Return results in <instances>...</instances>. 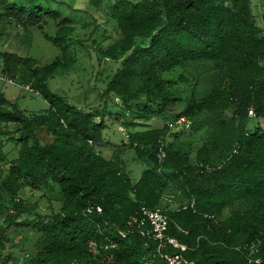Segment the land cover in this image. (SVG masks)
<instances>
[{"label": "trees", "instance_id": "16d2710c", "mask_svg": "<svg viewBox=\"0 0 264 264\" xmlns=\"http://www.w3.org/2000/svg\"><path fill=\"white\" fill-rule=\"evenodd\" d=\"M108 2L117 37L96 48L99 59L119 62L100 93L107 121L99 107L81 108L49 87L78 58L76 15L55 0H0V21L38 25L60 50L45 64L9 50L2 57L3 77L49 106L28 112L0 90V151L3 138L17 151L9 160L0 155V264H143L155 242L148 246L127 223L142 205L167 211L168 233L188 244L193 264H264V33L252 0ZM159 116L167 120L150 127ZM181 116L185 122H176ZM116 119L125 127L123 148L152 164L135 182L119 154L97 149ZM26 187L52 193L49 211L26 202ZM172 191L184 199L165 208ZM192 199L195 207L184 208ZM90 204L103 211L86 213ZM20 225L40 233L25 259L7 249ZM112 241L117 246L105 249Z\"/></svg>", "mask_w": 264, "mask_h": 264}, {"label": "rangeland", "instance_id": "374dc122", "mask_svg": "<svg viewBox=\"0 0 264 264\" xmlns=\"http://www.w3.org/2000/svg\"><path fill=\"white\" fill-rule=\"evenodd\" d=\"M55 1L64 3L61 4L60 8L65 14L76 15L72 20L75 27L73 46L76 48L78 58L71 68L58 71L49 80L50 90L81 108L99 107L108 121V103L105 104L101 101L100 93L106 87L108 76L113 73L119 62L107 57L99 59L96 48L99 45H106L108 35H112L113 31L116 30V24L108 15L109 2L102 0L99 5H95L90 0ZM72 6H76L77 9L73 10ZM252 7L257 23L264 29V0H252ZM37 26L27 29L7 19L0 21V66L6 50L15 51L22 55H32L37 58L39 64H45L59 56L60 50L44 38L42 31ZM115 37H117L116 34L112 35L111 38ZM0 90L4 91L7 97L17 102L22 109L28 112L40 111L49 106V102L44 96L32 94L27 86L3 77L1 72ZM165 120L167 118L159 116L150 119L148 123L150 127H159L163 125ZM256 122L257 120L253 119L250 127L253 128ZM260 122L264 126V119H260ZM119 124L117 119L114 123L108 124L107 122L104 129V142L97 145V149L106 157L114 153L119 154V158L123 159L132 181L135 182L146 168L152 167V164L145 158L139 157L134 148H123L122 143L123 140L127 139V136L124 132L125 127ZM117 129L118 131H116ZM200 137V135L189 136L183 140L198 142ZM1 143L0 155H5L6 160L17 154L16 147H14L16 146L15 140L10 141L3 138ZM121 150L123 151L120 152ZM4 163L0 156V165L2 166ZM3 167L1 177L6 173L5 166ZM24 189L25 197L28 198L25 199L27 203L29 202L32 206L37 202L38 210L42 211L41 213L49 211L47 205L49 197L54 199L52 193L48 190L45 191L44 188L26 187ZM182 199L184 196L181 192H166L163 207H176ZM54 204H57V200L54 201ZM27 216L24 214L20 219ZM10 235L14 237L13 246H8L7 249H10L14 255H18L21 259H25L28 253H32L37 248L40 233L31 226L20 225Z\"/></svg>", "mask_w": 264, "mask_h": 264}, {"label": "built area", "instance_id": "2783aa9c", "mask_svg": "<svg viewBox=\"0 0 264 264\" xmlns=\"http://www.w3.org/2000/svg\"><path fill=\"white\" fill-rule=\"evenodd\" d=\"M264 31V29H263ZM264 33V32H263ZM252 113V111H251ZM178 123L185 122V117H178ZM170 125H173L170 122ZM160 160L165 157V151L160 150L158 154ZM195 200L192 199L190 203H185L184 208L188 206L195 207ZM103 211L101 205L90 204L86 213H101ZM209 216H212L209 214ZM170 216L162 207H149L142 205L140 209L133 213L127 223L129 227L138 232L141 236L147 239V244L150 246L149 239H152L155 244L152 250L143 257V264H193V261L187 260L184 256V251L188 249V244L182 242L178 237L172 236L168 233ZM120 237H127L128 231L121 229L119 231ZM90 246H95V242L91 241ZM117 246V241H112L105 245V249L114 248ZM108 258H113V253H109ZM259 261V259H257ZM72 264H84L81 262H73Z\"/></svg>", "mask_w": 264, "mask_h": 264}]
</instances>
